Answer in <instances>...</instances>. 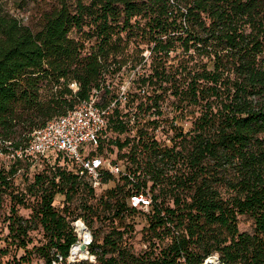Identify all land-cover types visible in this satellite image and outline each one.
Wrapping results in <instances>:
<instances>
[{
    "label": "trees",
    "instance_id": "obj_1",
    "mask_svg": "<svg viewBox=\"0 0 264 264\" xmlns=\"http://www.w3.org/2000/svg\"><path fill=\"white\" fill-rule=\"evenodd\" d=\"M37 6L29 22L0 7L2 143L24 148L35 129L97 91L100 108L115 105L106 138L89 154L112 156L125 174L106 172L109 186L98 193L61 152L36 170L25 157L3 156L0 264L65 258L78 217L93 231L96 264H203L211 256L264 264V0ZM134 194L151 200L139 240L124 226L141 213L129 204Z\"/></svg>",
    "mask_w": 264,
    "mask_h": 264
},
{
    "label": "built area",
    "instance_id": "obj_2",
    "mask_svg": "<svg viewBox=\"0 0 264 264\" xmlns=\"http://www.w3.org/2000/svg\"><path fill=\"white\" fill-rule=\"evenodd\" d=\"M94 93L88 100L83 101L66 114L54 117L42 127L35 129L31 133L28 145L24 148L13 151L8 147L10 142L2 143L0 139V145H4L9 150V153L4 155L0 147V156H5L7 159L25 157L30 162L31 170H36V168L41 167L43 159L51 154L61 152L81 166L94 188L105 185L102 183V178L106 172L115 176L125 174L120 164L112 162L110 157L101 154H89L90 150H95L101 138H106L107 115L115 105L114 101L108 107L100 108L96 104L98 92L95 91ZM118 99L125 101V85L121 87ZM129 204L139 210L149 211L151 200L148 194H134L131 195ZM70 224L76 239L70 245L68 255L65 258L61 254L55 253L52 264H73L78 261H89L91 264H96V255L90 252L93 241L90 228L81 217L73 219ZM79 228H81L82 233H80ZM145 247L144 243L139 245L140 249ZM208 259L203 264H221L217 260V256H211Z\"/></svg>",
    "mask_w": 264,
    "mask_h": 264
},
{
    "label": "rangeland",
    "instance_id": "obj_3",
    "mask_svg": "<svg viewBox=\"0 0 264 264\" xmlns=\"http://www.w3.org/2000/svg\"><path fill=\"white\" fill-rule=\"evenodd\" d=\"M53 0H0V7L10 15L17 17L25 22H29L30 20H34L36 12H37V3L41 4V7H45L46 4L52 2ZM105 153V152H104ZM112 157V156H110ZM113 158V157H112ZM7 165V160L3 158V156H0V165ZM108 184H105L103 186H100L97 188L96 192L100 193L105 188H108ZM58 202V201H57ZM60 202V201H59ZM141 213L137 214L135 216H130L125 219L124 226H127L128 224L133 225V231H135L134 234L136 235V240H139V234L142 229V227L145 225V216L142 215V213H148L147 210H140ZM27 212L22 211V214L26 215ZM127 224V225H126ZM97 225L96 223L94 226ZM240 229H249V223L245 220H242L239 224ZM102 232L99 233V238L102 237L103 233L108 230L107 227L105 229H101ZM92 231V229H91ZM93 232V231H92ZM32 236L34 239V242H41L43 240L41 234L39 232L33 231ZM136 243V241H134ZM138 248V244H137ZM98 252H100V248L96 249ZM37 259H34L33 263H35ZM89 262V261H87Z\"/></svg>",
    "mask_w": 264,
    "mask_h": 264
},
{
    "label": "crops",
    "instance_id": "obj_4",
    "mask_svg": "<svg viewBox=\"0 0 264 264\" xmlns=\"http://www.w3.org/2000/svg\"><path fill=\"white\" fill-rule=\"evenodd\" d=\"M56 201H62L63 200V196L62 195H56L55 197Z\"/></svg>",
    "mask_w": 264,
    "mask_h": 264
},
{
    "label": "bare ground",
    "instance_id": "obj_5",
    "mask_svg": "<svg viewBox=\"0 0 264 264\" xmlns=\"http://www.w3.org/2000/svg\"><path fill=\"white\" fill-rule=\"evenodd\" d=\"M79 230H80V233H82V230H81V228H79ZM208 260H211V259H208Z\"/></svg>",
    "mask_w": 264,
    "mask_h": 264
},
{
    "label": "water",
    "instance_id": "obj_6",
    "mask_svg": "<svg viewBox=\"0 0 264 264\" xmlns=\"http://www.w3.org/2000/svg\"><path fill=\"white\" fill-rule=\"evenodd\" d=\"M82 249H83V246H82Z\"/></svg>",
    "mask_w": 264,
    "mask_h": 264
}]
</instances>
